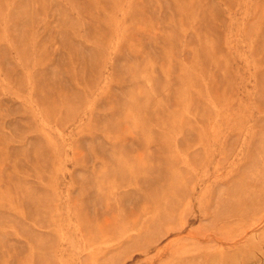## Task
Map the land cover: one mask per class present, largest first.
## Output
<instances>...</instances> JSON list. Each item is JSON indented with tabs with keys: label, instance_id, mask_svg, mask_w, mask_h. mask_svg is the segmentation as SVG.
<instances>
[{
	"label": "rangeland",
	"instance_id": "374dc122",
	"mask_svg": "<svg viewBox=\"0 0 264 264\" xmlns=\"http://www.w3.org/2000/svg\"><path fill=\"white\" fill-rule=\"evenodd\" d=\"M0 264H264V0H0Z\"/></svg>",
	"mask_w": 264,
	"mask_h": 264
}]
</instances>
